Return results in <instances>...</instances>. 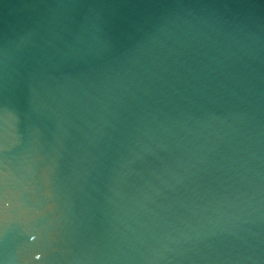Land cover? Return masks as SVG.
<instances>
[{
	"label": "water",
	"instance_id": "1",
	"mask_svg": "<svg viewBox=\"0 0 264 264\" xmlns=\"http://www.w3.org/2000/svg\"><path fill=\"white\" fill-rule=\"evenodd\" d=\"M0 264H264V0H0Z\"/></svg>",
	"mask_w": 264,
	"mask_h": 264
}]
</instances>
